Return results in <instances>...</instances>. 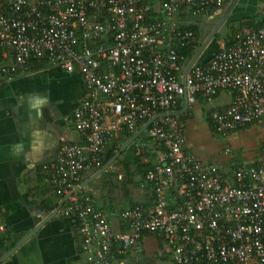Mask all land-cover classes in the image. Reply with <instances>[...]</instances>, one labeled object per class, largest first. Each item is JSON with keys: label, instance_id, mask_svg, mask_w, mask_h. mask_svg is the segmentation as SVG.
Segmentation results:
<instances>
[{"label": "built area", "instance_id": "1", "mask_svg": "<svg viewBox=\"0 0 264 264\" xmlns=\"http://www.w3.org/2000/svg\"><path fill=\"white\" fill-rule=\"evenodd\" d=\"M227 1L0 0V84L37 64L77 71L82 81L84 96L71 113L79 141L61 142L40 165L54 196L96 173L109 142L149 122L130 145L151 158L138 185L151 202L115 213L124 231L112 229L83 189L60 208L73 219L85 264L138 255L148 234L172 264H264V162L236 163L228 148L225 170L195 158L171 115L183 97L188 110L225 93L227 102L207 115L215 135L264 121V0L253 26L206 59L200 54L182 84L190 59L179 50L195 53L201 41L180 14L206 20Z\"/></svg>", "mask_w": 264, "mask_h": 264}, {"label": "crops", "instance_id": "2", "mask_svg": "<svg viewBox=\"0 0 264 264\" xmlns=\"http://www.w3.org/2000/svg\"><path fill=\"white\" fill-rule=\"evenodd\" d=\"M230 1L209 19H191L180 14L179 20L188 26L198 27L203 33L206 24L220 17ZM256 3L257 0H234L226 18L234 22L253 20ZM83 96L84 89L77 71L65 73L46 65L0 84V257L51 212L46 213L45 208L55 197L42 178L39 167L53 157L61 142L79 141L71 125V113ZM205 125L208 133L210 129L206 122ZM184 140L186 145L185 137ZM113 143L119 144L120 140L109 142L105 151ZM206 162L219 168L224 164L227 168L228 160L218 158L215 162ZM87 178L84 176L83 181ZM119 179L120 174L117 173L116 180ZM110 180L105 178L95 182L94 179L90 182L92 185L89 183L83 190L92 197L95 208L106 215L112 229L124 231L122 221L115 213L136 204H150V196L138 186L136 193H124V199L119 203L112 201L105 187L114 188L119 183L114 177L115 183ZM103 182L109 184L104 185ZM0 264H85L79 252L72 217L59 210ZM110 264H171V261L161 241L145 235L138 255L127 254Z\"/></svg>", "mask_w": 264, "mask_h": 264}, {"label": "rangeland", "instance_id": "3", "mask_svg": "<svg viewBox=\"0 0 264 264\" xmlns=\"http://www.w3.org/2000/svg\"><path fill=\"white\" fill-rule=\"evenodd\" d=\"M218 17L213 18V20H210V22L206 24L205 30L202 33L200 43H202L205 37L209 34L211 29L217 22ZM228 19L229 18H226L223 21L222 25L210 40V42H213L216 45L213 51H215L220 46V44L224 43L227 35L233 32L232 30H234L236 27L237 21L234 22ZM210 42L207 44V46L210 44ZM227 100L228 97L226 96V94L221 93L208 102L198 101L195 105L191 106L188 109L187 115L189 117V120H186L184 122V137L186 139V145L189 153L203 162H206V160H212L215 162V160H217L218 158L222 160H228L229 162V158L223 154V149L228 148L239 160L237 161L238 163H248L252 161L264 162V121L255 126L250 125V128H247L249 127L247 126L243 130L229 135L227 138L217 136L210 131L208 133L206 132L207 128L204 121V114L208 113L212 108L224 104L225 102H227ZM221 166L220 168L222 169L226 168L224 164H222ZM110 167L107 169L109 173H121V169L116 162H113ZM110 178V181L112 183H115L113 180V176L108 177V179ZM100 179L101 178L98 177L97 179H95V182ZM105 189L108 190V197H110L112 201L118 203L121 201V199H124V193L127 192L129 194H132L134 192H137L136 187L130 184H127L124 190H121L120 184L115 188L105 187ZM103 210L105 211V209ZM154 260L158 261L155 257Z\"/></svg>", "mask_w": 264, "mask_h": 264}, {"label": "trees", "instance_id": "4", "mask_svg": "<svg viewBox=\"0 0 264 264\" xmlns=\"http://www.w3.org/2000/svg\"><path fill=\"white\" fill-rule=\"evenodd\" d=\"M253 21L254 20H251V19L238 21L237 24H236L235 29L232 30L233 32H231L229 35H227L224 43L226 45L229 43V41L231 40L232 35H233L234 32H237V31H240L241 29L249 28V27L253 26ZM188 28L193 32V34L198 39L201 40L202 33H200V30H199L198 27L193 26V25H189ZM215 46L216 45L213 42H210V44L202 52L199 60L201 61V60L206 59L209 56V54L214 50ZM198 47H199V45H198ZM179 53L182 54L185 57L186 60L191 59V57L194 55V52L186 50V49H180ZM40 66H43V64L34 65V68H39ZM181 106H182V103H179V105L177 106L176 110L179 111L181 109ZM187 113H188V110H186L183 114L177 116V118H178L179 122L182 124V126H183L184 121L189 118ZM207 115H208V113L204 114V121L208 124V127H209L210 131L213 133V131L211 129V126H210V124L208 122ZM131 136L132 135H126V136H123V137L122 136L118 137V140H120V143L119 144H116V143L114 144L113 143L111 145V148H109L103 154V156L101 158L102 159V166L118 151V149L121 147V145ZM230 153H232L231 154V156H232L231 159L234 162L238 163L237 161H239V160L234 156V153L231 152V151H230ZM115 162L119 165V167L121 169L119 181L116 180V175L117 174L109 173L108 171H105L100 176V178L102 180H104L105 178L113 176L115 178V181L120 184L121 190H124L125 186L127 184H130V185H132L134 187H138L139 182L143 179L145 173L152 167L151 158H149V156H147L143 152L142 153L141 152L140 153L135 152L134 150H132L131 145H129L128 147H126L124 149V151L118 156V158L116 159ZM39 170H40V167H39ZM42 178H43V175H42ZM103 184L105 185V184H109V183L103 182ZM91 185H92V183L89 184V186H91ZM114 188H115V186H114ZM54 197H55L54 201H52V200L48 201V205L45 208V212L46 213H49L50 211L55 209V207L57 206L58 201L62 199L61 197H57V196H54ZM64 205L65 204H63L62 207ZM150 236H152V235H150ZM76 238L78 240L77 235H76ZM13 243L14 242H12L10 244V246ZM79 252H80V250H79ZM121 257H117L116 259L121 258Z\"/></svg>", "mask_w": 264, "mask_h": 264}, {"label": "water", "instance_id": "5", "mask_svg": "<svg viewBox=\"0 0 264 264\" xmlns=\"http://www.w3.org/2000/svg\"><path fill=\"white\" fill-rule=\"evenodd\" d=\"M234 3V0L230 1V4L224 9L222 15L219 17V19L217 20V22L215 23V25L213 26V28L211 29V31L209 32V34L205 37V39L202 41L201 45L199 46V48L197 49V51L194 53L193 57L188 61V63L186 64L183 72H182V84L184 81V77L187 73V71L189 70V68L191 67V65L195 62V60L197 59V57L202 53V51L204 50V48L207 46V44L210 42V40L213 38L214 34L217 32V30L219 29V27L222 25L223 21L225 20V18L227 17L232 5ZM186 101L185 98L183 97V105L182 108L175 113H172L171 115H179L181 113H183L186 109ZM164 114L158 115V116H162ZM149 124V122H147L142 128H140L136 133H134L131 137H129L122 145L121 147L118 149V151L93 175H91L90 177H88L86 180L82 181L78 187H76L73 191H71L68 195L64 196L57 204V206L55 207V209H53L48 215H46V217H44L32 230H30L29 232H27L21 239H19L6 253H4L1 257H0V263H2L5 259H7L14 251H16L26 240H28L33 234H35V232L41 227L43 226L47 221H49L51 218H53L57 212L60 210V208L62 207V205L65 203V201L67 200V198L69 196H71L72 194H75L76 192H78L79 190L85 188L90 182H92L94 179L98 178L101 174H103L105 171H107V169L110 167V165L115 162V160L118 158V156L124 151V149L126 147H128L130 145L131 142H133L138 135L140 134V132L145 128V126H147Z\"/></svg>", "mask_w": 264, "mask_h": 264}]
</instances>
